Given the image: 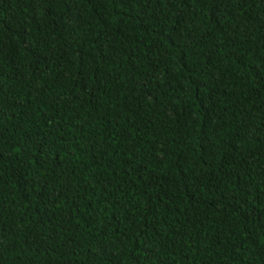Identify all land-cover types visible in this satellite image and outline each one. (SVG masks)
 <instances>
[{
	"label": "trees",
	"instance_id": "trees-1",
	"mask_svg": "<svg viewBox=\"0 0 264 264\" xmlns=\"http://www.w3.org/2000/svg\"><path fill=\"white\" fill-rule=\"evenodd\" d=\"M0 264H264V0H0Z\"/></svg>",
	"mask_w": 264,
	"mask_h": 264
}]
</instances>
